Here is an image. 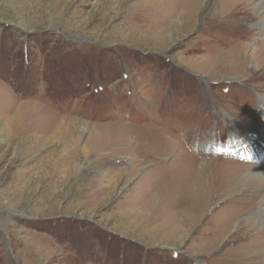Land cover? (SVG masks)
Returning <instances> with one entry per match:
<instances>
[{
  "label": "rangeland",
  "instance_id": "374dc122",
  "mask_svg": "<svg viewBox=\"0 0 264 264\" xmlns=\"http://www.w3.org/2000/svg\"><path fill=\"white\" fill-rule=\"evenodd\" d=\"M168 2L0 0V264H235L250 241L256 207L245 202L262 187L238 188L239 239L222 233L224 261L204 243L229 220L227 192L183 235L164 221L179 178L228 190L264 160V140L233 123H264V69L251 56L264 33L248 30L253 6L220 21L207 19L220 0L181 18V0L163 13ZM235 44L241 81L192 65Z\"/></svg>",
  "mask_w": 264,
  "mask_h": 264
},
{
  "label": "bare ground",
  "instance_id": "6f19581e",
  "mask_svg": "<svg viewBox=\"0 0 264 264\" xmlns=\"http://www.w3.org/2000/svg\"><path fill=\"white\" fill-rule=\"evenodd\" d=\"M176 1H178V0H176ZM172 2H173V0H171V1L169 0L168 3H165V5L163 7V13L166 12L165 10H170V13H171V10H173ZM201 2H202V0H181V3H182L181 5L183 6V9L181 11H179L178 13L176 12V16L178 18L179 17L181 18L186 12H188V10H191V8L193 9V7H195V6L198 7L201 4ZM153 5H154V3H153ZM250 6H253L254 11L252 13H249V16H246V17H248L249 21L251 22V23H249L248 30H250L251 32H257V33L262 32V33H264V0H220L218 7H215L214 11L212 13H210V16H207V19L208 20L219 19L220 21H227L229 19L235 18L236 16L242 18V17H245L244 15L247 14L248 8ZM188 14L190 15V12ZM170 16L171 15H168V18H172ZM164 21L167 22V25L171 23L169 19H165ZM151 24H152V21H151ZM164 29L166 30V28H164ZM244 30H243V32H244ZM237 36L238 35L235 36L236 39H237ZM262 40L264 41V36H263ZM234 46H235V48H224L223 46H218L211 53H209L207 56L194 58L193 59L194 63L192 65L193 66L199 65L200 69L205 70L207 74L216 73V71H218L217 70L218 68H220V69L224 68L228 74H231L233 76L235 81H241L237 77V75H239L238 67H241L242 70L246 71V69L243 68V65H245V63H246V58H245V54L240 51L241 45L235 44V45H233V47ZM242 49H243V47H242ZM251 56H252V60L254 61V67L252 68V69H254L253 72H258L259 70L264 69V45L256 48ZM202 62H204V65H201ZM249 72H251V71L249 70ZM261 78H262V76H261ZM263 78H264V76H263ZM207 87H208V85L204 84V88L208 89ZM259 102L264 103V96L259 97ZM26 115H28V113H26ZM17 116H20V115H17ZM21 117H24V116H21ZM249 121H250V124H247V123L242 124V122H240L239 120L237 122H233V123H234V125L238 126L241 129V131H242L240 133L241 136H243L245 138H251V139L259 138V139L264 140V123L259 122L257 120H249ZM38 123H40V122H38ZM42 123H45V122H42ZM44 125L43 126H36V127L32 126V129H35L36 132L38 131L39 133L42 132L45 134V133L49 132V129L44 127ZM56 127H58V125ZM60 128H63V126H60ZM26 130H28V129H26ZM30 132H32V131L30 130ZM98 133H100V132H98ZM113 139H115V138H113ZM90 140H92V139L90 138ZM145 140L147 141V139H145ZM99 141H100V139L98 140V142ZM93 142L91 141V143H93ZM202 146H204V143ZM196 159L197 158H195V161H196ZM220 159H222V158H220ZM218 161H220V160L218 159V160L208 161V162H218ZM223 163H224V161H223ZM170 166H172V165L170 164ZM216 166H217V164H216ZM191 168H192V166H191ZM247 168H249L247 171H245V172L243 171L241 175L238 174V176H237L238 179L235 180V182L230 186V188L228 190H227L225 184H223L222 190H221V188H217L216 186L211 185L209 183H207V185H205L204 183L202 185L199 184L198 188H195L194 184H192L190 182V180L188 181V179H187V180L182 181L181 180L182 177H181L178 179L177 185H174L176 187L175 189H179L180 187L182 188L181 193H178V194L176 193L175 195L168 196V198H167V202L170 201V203L166 202V204H170L169 206H171L172 215L169 216V219L168 220L166 219V222L164 221V223H165V225H170L169 227H172L174 225L175 230H177L176 234L178 235L180 233L183 235L185 230L189 229V227L192 226V224L197 221V216L201 212H203L207 208L208 205L211 204V200L221 199L223 196L222 197L218 196V194L220 192H223V193L227 192L228 193L226 201H222V204H223V208H225V211H224L225 216L227 214L229 220L223 219L220 222V225L222 226V228L218 232H215L212 236H210L208 241L206 243H204V245H206L207 248L212 247V249L210 251V253L211 252L213 253V255H211V257H210L211 262L215 261V259H220V260L224 261V258H222L221 255L217 254V250L219 248V243L223 240L222 233H224V232L229 233L228 235L234 236V238L236 240L238 238L237 232H240V229H238L236 231L237 225H236L235 221L237 219H235V221H233V219H232L234 217L233 213H236L235 217H237V214L239 213L238 208H240V206L237 205V202L239 200L238 197H240V195L237 193L238 188L242 185L244 187H247V188H245V190L249 189V187H250V189L253 188V190L255 192H259V188H261V187L264 188V160L256 162V163H252L250 165H247ZM171 174H173V173H171ZM190 174H191V172H190ZM197 175H198V173H197ZM213 176H215V175H213ZM189 177H191V176H189ZM199 177H200V175H199ZM167 179H169V178H167ZM216 179H217V177H216ZM107 182H109V181H107ZM146 185H148V184H146ZM213 192H215V194L217 193V195H215V197H213V198L209 197L210 194L213 195ZM249 198H250V201L245 202L246 206L249 205L248 206L249 210L253 209V207H256L255 208L256 210H254V212H253V217L252 216L249 217V219H247V221L245 222L244 225H246V227L249 225H252L251 230L253 231V233L251 234V239L249 242H241V241L239 243L237 242L239 244L238 246H240L239 250H241V251L237 255L236 254L230 255L229 261H228L230 263L234 262L235 264H264V260H263V257H264V229H259L260 226H264V219H263L264 218V195H260V194L256 193V194L250 195ZM160 199H162V198H160ZM157 205H158V203H157ZM233 206L236 208L235 209L236 212L233 211ZM243 207H245V206H243ZM176 226H177V228H176ZM169 227H167V228L169 229ZM233 229H235V230H233ZM217 244H218V246H215ZM231 251H233V250H231ZM195 264H201V263L196 261ZM212 264H213V262H212Z\"/></svg>",
  "mask_w": 264,
  "mask_h": 264
}]
</instances>
